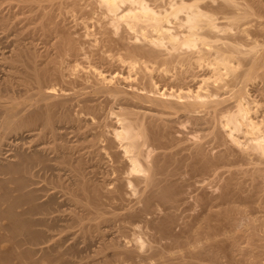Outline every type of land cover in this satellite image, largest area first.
I'll return each mask as SVG.
<instances>
[{"label":"bare ground","instance_id":"bare-ground-1","mask_svg":"<svg viewBox=\"0 0 264 264\" xmlns=\"http://www.w3.org/2000/svg\"><path fill=\"white\" fill-rule=\"evenodd\" d=\"M32 1L30 0L32 3L30 8L34 9V3L36 6L37 4ZM56 1L60 3L62 0ZM27 3L25 4L27 5ZM62 3L65 5L66 2L63 0ZM72 3L77 5L74 7H78L79 11L80 9L84 10L79 12L81 15L87 11L85 8L89 9L88 13L91 15L96 12L95 10L99 11V19L97 13L94 14L97 22L100 21L98 27L96 20L93 19V25H96L93 26L94 29L97 27L96 32L94 31L95 35L93 34L95 54H92L93 51L84 53L88 52L92 58L85 71L88 70L86 73H90L88 75L91 78L94 77L92 79V84H94L92 86L91 83L88 84L91 87L87 88L88 90L93 88L90 93V96L94 93L93 97L82 96L84 99L80 100L81 95L78 94L79 97L72 95L73 91L70 90L77 83L80 82L81 86H79L82 90L86 87L83 83L84 76H82L83 79L81 78L82 82L80 78H75L77 71L74 72L75 76L71 75V71L73 73L74 70L69 71L71 75L69 79L74 76L72 80L77 79L78 82L74 81V84L71 80V85H73L68 87L70 82L66 80L69 73H67V68L62 65L65 61L70 60H67L69 56L71 60L79 61L78 58L82 54L76 47L77 44L74 45L69 39L70 36L67 34L66 37L61 31L60 25L57 27L59 22L56 24L55 15L52 16L53 11L52 13L49 11L54 7V3L51 8V4L48 7H39L40 4H38L37 9L38 7L39 9L43 8L44 11L43 9L39 11L35 7L36 11H34L41 13L38 14V12L32 18L35 19L36 16H39L37 17L39 24L33 22V26H37V29L33 28V30H37L41 34L39 36L43 38V40H39L40 37L37 36L38 38L34 37L37 39L34 41L39 40L40 43L44 41L43 44L51 43L55 54L51 55L49 51L43 52V49L41 54L44 56L40 54L43 56L40 58V55L37 54L38 51L34 53V46H31L33 52L29 49L25 50V48L24 50L18 49L19 51L11 50L16 53L10 54L12 56H10L9 63L13 65L16 72L22 67L21 70L25 73L20 75H24V78L26 72L29 74L26 80L23 78L26 83L23 80L20 82H24L25 84H22L24 86L30 79L29 86H32L35 92L33 100L30 96V98L28 97L31 104L28 102L26 105L28 107L24 105L28 109H23L22 104V110L18 109V111L17 108L21 102L15 103L11 106L12 108L7 109L6 107L5 116L1 117L3 119L0 123V177L2 178L0 180V223L3 222L2 220H8L9 225L0 224V230L6 232H3L4 235H0V243L2 245L9 239L7 243L10 244L9 248L5 246L8 250L0 251V264H44L46 262L53 264L58 255L54 260L53 257L58 253L60 254L59 259L60 257L66 258L65 256L74 258L80 255L81 251L79 250L81 249L78 250L76 247L79 242L77 245L63 249L62 244L66 243L68 233L67 236L63 235L66 237L65 240L63 238L64 243L56 238L58 230L55 231L57 234L53 235L59 218L51 217L55 213L67 212L65 211L67 208L63 211L59 209V206L62 207V205L55 208L58 199L55 194L50 197L47 195V200L38 204L39 196L36 194L35 188L30 189L31 185L33 186L37 182L34 179L39 176L38 169L44 170V172L54 170L47 164L49 161L50 163L51 161L57 162L58 167L57 164L54 166L60 169L58 174L55 173L54 178H50L52 180V184H50L55 188L58 187L61 190L59 193L65 198L62 204L65 203L69 207L67 212L70 216V218L67 217L69 218L67 221H71V223L68 222L69 225L79 227L77 229V231H81L79 234L82 233L84 240L89 241L88 249L89 246L92 245L93 248L95 245L96 249L94 248L92 251L93 254L90 249L88 250L92 254L89 256L93 261L90 259L92 262L88 261L86 264L260 263L262 257L264 260V0H74ZM67 4L69 5V1ZM60 5L62 6L61 3ZM60 5L58 6L61 10ZM78 5L85 8H80ZM28 7L26 8L28 9ZM46 7L50 9H46ZM64 8L62 7V9ZM33 9L30 12L35 14ZM77 9L75 11H78ZM9 12L11 13V11ZM64 13L66 12L64 11ZM94 15L90 16V19ZM54 22L56 26L53 25ZM89 24L92 25V21ZM72 31L74 32V30ZM22 39L17 40V43ZM93 41L90 40V42ZM52 42L54 43L52 44ZM46 46L44 48L49 50L50 46ZM90 48L92 49V47ZM11 51L9 53H12ZM1 52L0 57L4 58L3 56L6 54L4 55L2 50ZM64 56L67 57L64 59ZM40 59H43L44 62H41ZM85 59L86 55L81 59L82 63L86 61ZM43 63L44 67L41 65ZM78 64L80 65V63ZM65 69L67 74L64 75ZM8 72L5 71V73ZM78 74L80 75V73ZM85 78L87 77L85 76ZM10 80L3 79L1 81L5 84L11 83ZM20 82L17 83L20 84ZM84 82H86L85 79ZM9 83L0 86V100L4 97H2L3 92L7 94L11 90L8 88H11L12 85L7 86L10 85ZM60 83L63 86L66 84L68 90L64 89L62 85L63 89H57L56 87H60ZM25 87L27 90H31L27 85L23 89ZM67 91L71 92V97L78 98L76 99L77 110L73 111L77 105L75 99H68L70 92L67 94ZM7 95H5L6 98ZM98 97H101L104 100L102 102H105L107 106L109 105L108 111L104 110L107 111L105 114L102 113L104 112L102 109L105 107L100 111L98 104L102 106V102H98L100 99ZM8 99L12 100L13 97ZM1 103L2 101L0 107ZM16 105L17 108H15ZM71 105H73L72 109ZM2 111L3 109H1ZM23 112H26V115H20ZM108 117L111 122L107 120ZM185 121L191 125L196 136L197 133H201L198 135V140L201 142L192 144L193 147H190L189 154L187 153L186 156L183 154L181 157L178 156L179 152L176 150L183 148H172L176 145V143L173 145L175 137L172 133L175 124L182 127L186 123ZM185 126L187 125L185 124ZM23 130L27 132L25 135L28 139L32 138L31 142L27 141L28 145L35 144V146L33 145L35 151H29V155L26 154L25 139L23 140L21 137ZM67 130L70 131L67 134H71L74 141L65 140L64 136L66 135L67 138V134H65ZM19 136L25 144L17 142L18 146L24 147L25 149L22 151H26V153H22L21 150L19 153L17 150L20 148L16 145L17 143L14 144ZM205 144L217 149L216 154L208 156L204 149ZM186 150L188 149L186 148ZM5 153H14L12 157L16 160L11 163L12 161L7 160L8 155ZM49 155H53V157L50 159ZM95 159H98L97 164H100V168L101 163L106 164V170H102L105 165L101 168L103 173L97 165L98 174L101 173L99 177H104L102 179L104 187L99 185L101 180H96L99 187L95 185L94 177L97 176H95ZM183 174L189 175L188 177L191 174V177L195 174L196 176L202 175L200 178H205L204 176L208 175L220 178L223 176V184L219 185L223 193H220V196L217 195L218 202H211L212 199L209 200V197L204 198L207 201L195 197L198 208L201 206L203 208L202 212L197 214V211L195 213L197 215L186 219L183 226L181 224L179 233L176 232L178 235L174 234L175 231H172V234L170 230L172 228L169 229L172 223L171 219H174L170 212L172 218L170 219V215L166 214L168 221L165 223L162 219H165L166 216L162 218L163 214L161 215L162 219L159 220L163 224L160 227L158 223H154L158 226L157 229L151 228L155 231L152 232L153 235L151 234L149 240L143 239L144 234L142 235L140 230L138 231L140 233L137 234L136 228L130 234L132 238H129V232L125 227L132 225L133 228L135 223L144 222L142 220L145 218L142 219V217L153 212L152 208L160 207L164 209L163 211H171L180 207L178 202L179 200L182 202L183 199L178 198L182 192H178L176 189L178 184L175 185V183L178 181L176 178L182 176L183 179ZM45 179L47 181V177ZM10 185H13L14 189L13 187L9 188ZM184 185L182 186L185 188ZM178 187L180 190V186ZM43 190L45 191V189ZM12 192H18L19 195L14 196ZM205 194L207 195V193ZM128 195L130 198L131 196L135 197V203H132L134 206L132 205L129 209L123 208L126 211L122 210L124 212L121 214L112 213L113 211L110 214L108 211L109 208L112 209L110 204L123 202L125 198H128L126 197ZM103 199L106 201L104 202ZM125 202L124 204H126ZM114 203L111 204L113 207H115ZM199 203L202 204L200 207ZM196 204L195 206H197ZM138 205L142 208L138 207L137 210ZM189 205L191 206V204ZM24 206L26 209L17 212ZM116 210L121 211L120 208ZM108 213L109 217H106ZM182 213L184 215V210ZM60 216L61 214L58 217ZM62 217L66 218V216ZM177 218L175 219L177 220ZM154 219L156 220L155 217ZM85 220L94 224L85 225ZM146 220L145 222H147ZM62 221L65 220L62 219ZM114 221H117L115 223H124L126 226L119 227V231L115 229L117 233H112ZM169 222L171 223L169 224ZM146 224L148 225L149 222ZM60 226L62 227V225ZM67 227L65 230L73 228ZM132 228L129 229L132 230ZM124 229L127 231L125 232ZM93 236L97 237L96 243ZM71 237L73 239V236ZM163 241L165 244H162ZM42 245L49 247L44 249L41 248ZM18 250L21 251L19 254ZM40 252L39 256L41 257L33 259ZM89 252L87 254H90ZM83 257L85 259L86 256ZM16 261H20V263H15ZM69 261L66 264H70ZM80 261L82 262L81 259L72 262L73 264H83Z\"/></svg>","mask_w":264,"mask_h":264},{"label":"rangeland","instance_id":"rangeland-1","mask_svg":"<svg viewBox=\"0 0 264 264\" xmlns=\"http://www.w3.org/2000/svg\"><path fill=\"white\" fill-rule=\"evenodd\" d=\"M1 1H2V2H1ZM1 1H0V5H1V4H2V5L0 6V12L2 11V13H0V18H1V19H0V25H1V24H3V25H1L2 27L0 26V28H1V29H0V43H1V44H0V52H1V50L4 51L3 54H4V55L6 54V56H3L4 58L0 57V58H2V60L5 59V60H3V61L0 60V61H1V62H0V63H1L0 66H1V67L3 66V67H2L3 70H2V68L0 67V82H2L3 79H6V81H8V80L11 79L12 81L10 80V82H11L12 84L8 82L10 85H7V86H8V87L11 86V85H12V86H11V88H10V87L8 88L9 90H10V89H11V90L8 91V93L6 92L8 95L5 94V92H3L4 94L2 95V97H3V96H4V97L0 100V102L2 101V103L4 104V106H3V104L1 103V107H0V113H1V114H0V123H1L2 119H3L4 116H5V111H6L5 108H6V107H7V109H8L9 107H11L12 105H14L15 103L18 104V103L21 102L19 107H18L17 105L15 106V108L18 107L17 110L20 109V111H21V110H22V107H23L24 105H25V106L28 105V102H29V98H30V97H31V100L34 99V98H33V94H34V92H35V89H34V91H33V89H32L33 87H32V86H29V83H28V82H29L30 79H28L26 85L28 86V89H31V90H27L26 87H25V89H23L24 86H26V85H24V86L22 85V84H25V83H26L25 80L28 78L27 75L29 76V74H27V72H26L25 76H26L27 78H26V77L24 78V75L21 76L22 74L25 73V71L21 70L22 67L20 68V70H17L18 72H16L15 69L13 68V65H11V64L9 63V62H10V56H12V55H14V54L16 53V52H13V51L18 50V49H19V50H24V48H25V50H28V49H29V51L33 52L32 49L34 48V53H35V52L37 53V51L39 52V53H37L38 56L41 54V52H42L43 49H44L43 52H44V51H46V52L49 51V54H50V53H51V55H52L53 53L55 54V52H54V50H53V48H52L51 43H47V42H45V43L48 44L49 46L51 45L50 47H48V45L46 46L45 43L43 44L44 41H41V43L39 42V40H40V39L43 40V38H42V36H41V37L39 36L40 33H38L37 30H33V28L35 29V28L37 27V26H35V27L33 26V22L37 24V23H38L37 21L39 20V19H37V17H39V16H36L35 19L32 18L33 15H37V13H38L39 11H42L41 9H43V8L39 9V7H45V6L48 7V6L51 4V6H50V8H51V7L53 6V3H54V7H56L55 10H54V7H52L51 9L46 7V9H50L49 11H50L51 13H52V11H53L52 16L55 15V16H54V17H55V21L57 20L56 24L59 22L58 25H57V27L60 25L59 27L61 28V31L65 34V36L67 37V34H68V36H70L69 39L72 40V43H74V45H75V43L77 44L76 47L79 48V52L82 54V56L84 55L83 57H82V56L79 57L78 60H79V59L81 60V59L85 58V55H86V59H85L86 61H83V63H82V60H81V61L79 60L80 62L77 61V60H76V61H77V62H76V61L74 60V61L76 62V63H75L73 60H71L70 56L68 55L69 57H68L67 60H69V59H70V60H69V61H65V63H64L62 66H65V68H67V70H68V72H67L66 69H65V73H63V74L65 75V74L69 73V74H67L69 77H68V76H67L68 78L66 77V78H67L66 81L70 82V85H69V83H67L66 81H65V82L69 85L68 87H72L73 84L71 85V83H72V81H73L72 79L74 78L75 74L77 75L75 78H77V79L80 78L81 82H82V79H83L82 76H84L85 81H86V82L88 81V82L86 83V82H84V79H83L84 86H86V87H84V86H83V83H82V86L84 87L83 90H82L81 87H80L81 84H80V82H79V83H77L78 85L76 84L77 86L74 85V87L76 86V87H75L76 89H75L74 87H72V90H70V91H73L72 95L74 94V96H76V95L78 96V94H79V96L81 95V96H80V100H81V98L84 99V97L87 96V95H88L89 97H93L92 95H94V93L91 94V96H90V93H92L93 88H89V90H88L87 88H88V87H91V86L94 84V83L92 84V82H93L92 79H93L94 77L92 76V78H91V77L89 76L90 73H88L89 75L86 73V72H88V70H87V71H85V70H86V67L89 66L88 64H90V60L92 59V58H91V55H90L89 53L93 51L92 54H95V53H94V52H95V49H94V48H95V41H93V40H95V37L93 36V34L95 35L94 31H95V30L97 29V27L99 26L98 23H99L100 21L97 22V20H96V18H95L96 15H94V14L97 13V15H98V14H99V11H98V10H95L96 12H95L94 14L92 13V15H94V17H93L92 19H90V18L92 17V15L88 13V10H89V9H87V8H85V7H82V6H83V4H82L83 2L81 3L82 6H81V5H78V6H79L80 8H81V7H82V8H85V10H87V11H85V12H87L89 15L86 14V13L84 12L85 15H84V13H83L82 15H84V16H82L79 12H83L84 10H83V9H80V11H79V9H77L78 7H77V8L74 7V6H77V5H75V3H74V5H73L72 2H73L74 0H73L72 2H71V0H68V1H69V5L72 3V4H71L72 6H71V5L69 6V5L67 4L68 1H66V0H64V1L66 2V3H64L65 5H63V3H62L63 0L60 1V3L62 4V6L60 5V3H57L56 0H43L44 2H43L42 0H39L40 2H39L38 0H33L32 2L35 1L36 4H37V6H39L38 4H40V6L38 7L39 11H37V13H36V12H35V11H36V10H35V7H36V9H37V6H36L35 3H34V5H33V6H34V9L32 8L33 11L35 10V11H34L35 14H34L33 12H30V11L32 10V9L30 8V7H32V5H31L32 3H30V0H21V1H23V2H19L20 0H19V1H18V0H16V1H15V0H4V2H3V0H1ZM24 1H25V3H27L28 1H29V2H28L27 5H26V4L24 3ZM46 1H47V2H46ZM38 2H39V3H38ZM41 2H42V3H41ZM45 2H46L47 4H46ZM48 2H49V4H48ZM55 2H56V3H55ZM10 3H11V4H10ZM12 3H13V4H12ZM15 3H16V4H15ZM29 3H30V5H28ZM8 4H9V5H8ZM17 4H18V6H16ZM42 4H43L44 6H43ZM66 4H67V5H66ZM6 5H7L8 7H7ZM20 5H21V6H20ZM22 5H24V6H22ZM25 5H26V7L29 6L28 9L25 7ZM58 5H60V6H61V10H62V11L64 10L67 14L64 13V11L62 12V11L60 10V7H59ZM64 6H65V8L67 7V9H69V10H68V11H67V9L65 10ZM57 7H58V8H57ZM62 7H63L64 9H62ZM70 7H71V8H70ZM73 7L76 8L78 11H75L76 9L74 10ZM3 8H4V9H3ZM5 8H6L8 11H7ZM24 8H25V10H24ZM2 9H3V10H2ZM10 9H11V10H10ZM14 9H15V10H14ZM17 9H19V10L17 11ZM22 9H23V10H22ZM29 9H31V10H29ZM38 9H37V10H38ZM46 9H45V11L47 12ZM52 9H53V10H52ZM58 9H59V10H58ZM72 9H73L74 11H73ZM4 10H5V12H4ZM56 10H57V11H56ZM81 10H83V11H81ZM9 11H11V13H10ZM28 11H29V12H28ZM43 11H44V9H43ZM59 11H60L61 13H60ZM71 11H72V12H71ZM97 11H98V12H97ZM26 12H27V13H26ZM55 12H56V13H55ZM68 12H69V13H68ZM4 13H5V14H4ZM25 13H26L27 17H26V15H25ZM40 13H41V12H39L38 14H40ZM42 13H43V12H42ZM44 13H45V12H44ZM47 13H48V12H47ZM63 13H64V14H63ZM3 14H4V16H3ZM8 14H9L10 16H9ZM11 14H13V15L11 16ZM22 14H23V15H22ZM53 14H54V15H53ZM61 14H62V15H61ZM72 14H73V15H72ZM74 14H75V16H74ZM30 15H31V16H30ZM57 15H58V16H57ZM65 15H66V16H65ZM68 15H69V16H68ZM71 15H72V16H71ZM78 15H81V16H78ZM87 15L89 16L88 18L92 21V25L89 24V23H91V21L86 17ZM1 16H2V17H1ZM63 16H64L65 19L63 18ZM73 16H74V17H73ZM90 16H91V17H90ZM30 17H31V18H30ZM54 17H52L53 20H54ZM78 17H79V18H78ZM81 17H82V18H81ZM85 17H86V18H85ZM99 17H100V16L98 15L97 18L99 19ZM7 18H8V19H7ZM11 18H12V20H11ZM29 18H30V19H29ZM60 18H62V19H60ZM28 19H29V20H28ZM31 19H32V20H31ZM59 19H60V20H59ZM77 19H78V21H77ZM83 19H84V20H83ZM85 19H86L87 21H86ZM93 19H95V20H96V23H97V24H96V25H97L96 29H94V27H93V26H96V25H93V24H94V23H93V22H94ZM2 20H4V21H2ZM27 20H28L30 23H29ZM30 20H31V21H30ZM35 20H36V22H35ZM65 20L68 21V22H66ZM5 21H6V22H5ZM19 21H20V22H19ZM83 21H84L86 24H85ZM88 21H90V22H88ZM9 22H10V23H9ZM82 22H83V23H82ZM21 23H22V24H21ZM23 23H24V24H23ZM66 23H67V24H66ZM79 23H80V24H79ZM10 24H11V25H10ZM27 24H29V25H27ZM36 24H34V25H36ZM38 24H39V23H38ZM54 24H55V22L53 23V25H54ZM56 24H55L54 26H56ZM65 24H66L67 26H66ZM99 24H100V23H99ZM6 25H7V26L9 25V26L7 27ZM20 25H21V27H20ZM25 25H26V26H25ZM62 25H63V26H62ZM82 25H83V26H82ZM87 25H88L89 27H88ZM5 26H6V27H5ZM64 26H65V28H64ZM91 26H92V27H91ZM11 27H13L12 29L15 30V31L12 30V31H13V32H12V31H11ZM62 27H63V28H62ZM90 27H91V28H90ZM5 28H7V29H5ZM8 28H9V29H8ZM25 28H26V29H25ZM83 28H84V30H83ZM36 29H37V28H36ZM66 29H67V32H68V30H69L68 33L65 32ZM70 29H71V30H70ZM90 29H91L92 31H91ZM93 29H94V30H93ZM3 30H4V31H3ZM8 30H10V32H8ZM32 30H33L34 32L36 31V33H34V32L32 33ZM58 30H59V28H58ZM72 30H74V32H73ZM88 30H89V31H88ZM59 31H60V30H59ZM70 31H71L72 33H71ZM3 32H4V33H3ZM15 32H16L17 34H16ZM76 32H77L78 34H77ZM84 32H85V33H84ZM95 32H96V31H95ZM14 33H15V34H14ZM19 33L22 34V35H20ZM37 33H38V35H36ZM63 33H62V34H63ZM69 33H70V34H69ZM87 33H88V34H87ZM89 33H91V34H89ZM10 34H11V35H10ZM24 34H25V35H24ZM72 34H73V35H72ZM76 34H77V35H76ZM32 35H36V36H32ZM40 35H41V34H40ZM15 36H18L19 38H16ZM24 36H25V38H23ZM37 36L40 37V38H38ZM74 36H76V37H74ZM89 36H91V37H89ZM30 37H31V38H30ZM34 37L38 38L39 40H38L37 42H35L37 39L35 38V39H36V40H35ZM78 37H79V39H78ZM20 38H21V39L23 38V39H22L23 41L20 40V41H18V43H17V40H19ZM71 38H72V39H71ZM76 38H77L78 40H77ZM85 38H86V39H85ZM92 38H93V39H92ZM32 39H33V40H32ZM89 39H90L91 41H93V42H90ZM1 40H2V41H1ZM13 40H15V41H13ZM24 40H25V41H24ZM34 40H35V41H34ZM87 40H88V42H87ZM52 41H53V40H52ZM74 41H75V42H74ZM84 41H85V42H84ZM11 42H12V43H11ZM29 42H30V43H29ZM32 42H33V43H32ZM49 42H51V41H49ZM83 42H84V43H83ZM53 43H54V42H52V44H53ZM78 43H80V44H78ZM82 43H83V44H82ZM87 43H89L90 46H89V44H87ZM7 44H8V45H7ZM22 44H23V46H22ZM28 44H29V45H28ZM40 44L43 45V46H41ZM91 44H94V45H91ZM3 45H4V46H3ZM12 45H13V46H12ZM16 45H18V46H16ZM20 45H21V46H20ZM35 45H36L37 47H36ZM44 45H45L46 47H48L49 50H48V49H45V48H44V47H45ZM79 45H80V46H79ZM82 45H83V46H82ZM87 45H88V46H87ZM2 46H3V47H2ZM10 46H11V47H10ZM24 46H27V47H24ZM31 46H34V47L32 48ZM16 47H17V49H16ZM22 47H23V49H22ZM29 47H30V48H29ZM35 47H36V50H35ZM87 47H88V48H87ZM90 47H92V49H91ZM93 47H94V48H93ZM4 48H5V50H3ZM11 48H12V49H11ZM26 48H27V49H26ZM50 48L52 49L53 52L51 51ZM89 48H90V49H89ZM30 49H31V50H30ZM40 49H41V50H40ZM87 49H88V50H87ZM93 49H94V50H93ZM11 50H13V51H11ZM19 50H18V51H19ZM10 51H11L12 53H9ZM50 51H51V52H50ZM86 51H89V53L87 52V54H84V53H86ZM46 52H45V54H46ZM1 53H2V52H1ZM10 54H12V55H10ZM37 54H36V55H37ZM88 54H89V55H88ZM8 55H9V56H8ZM41 55L44 56V54H41ZM41 55L39 56L40 58L43 57V56H41ZM87 55H88L89 57H88ZM0 56H1V54H0ZM5 57H6V58H5ZM8 57H9V58H8ZM66 57H67V56H64V59H65ZM87 57H88V58H87ZM89 58H90V59H89ZM8 59H9V60H8ZM87 59H89L88 62H87ZM41 60H42V61H41ZM4 61H5L6 63H5ZM40 61H41V62H44L43 59H40ZM71 61H72V62H71ZM7 62H8V63H7ZM66 62H67V63L70 62V63H69L70 65L67 64ZM85 62H86V63H85ZM3 63H4V64H3ZM78 63H80V65H79ZM84 63H85V64H84ZM9 64H10V66H12V67H10ZM76 64L79 66V67L77 66L78 68L76 67ZM7 65H8L9 67H8ZM41 65L43 66L44 63L41 64ZM68 65H69V66H68ZM81 65H82L83 67H82ZM70 66H71V67H70ZM73 66H74V69H72ZM84 66H85V69H83ZM19 67H20V66H19ZM19 67H17V68H19ZM43 67H44V66H43ZM69 67H70V68H69ZM4 68H5V69H4ZM12 68H13V69H12ZM62 68L64 69V67H62ZM81 68H82V69H81ZM6 69H7V70H6ZM63 69H62V71H63ZM71 70H74L73 73H72ZM79 70H80L81 72H80ZM83 70H84L85 73L83 72ZM5 71H6V72L9 71V72H8V73H5ZM12 71H13V72H12ZM19 71H23V72L20 73ZM69 71H71V75L74 74L75 71H77V72H75L74 76H72V79H69V78L71 77ZM11 72H12V74H11ZM14 72H15L16 74H15ZM63 72H64V71H63ZM66 72H67V73H66ZM82 72H83V73H82ZM3 73H4V74H3ZM9 73H10V74H9ZM78 73H80L81 76H80ZM2 74H3V75H2ZM20 74H21V75H20ZM82 74H83V75H82ZM84 74H85V75H84ZM78 75H79L80 77H79ZM87 75H88V76H87ZM3 76H4V77H3ZM5 76H6V77H5ZM9 76H10V77H9ZM17 76H18V77H17ZM85 76H86L87 78H85ZM2 78H3V79H2ZM8 78H9V79H8ZM13 78H16V79H13ZM21 78H22V79H21ZM23 78H24L25 80H24ZM81 78H82V79H81ZM88 78H90V79H88ZM7 79H8V80H7ZM77 79H74V81H77ZM1 80H2V81H1ZM22 80H23L25 83H24V82H20V81H22ZM64 80H65V78H64ZM71 80H72V81H71ZM89 80H91V81H89ZM74 81H73V83L75 84ZM4 82H5V80H4ZM4 82H2L1 84L4 85V86H5L6 84H8V83H5V84H4ZM17 82H18V83L20 82V84H18ZM77 82H78V81H77ZM94 82H95V81H94ZM61 83H62V82H61ZM61 83H60V87L58 86L59 83H58V85L56 84V86H58V87H56L57 89L61 90L60 88H62V87H63L64 89L67 88V87L65 86L66 84H64V86H63ZM85 83H86V84H85ZM90 83H91V86L88 85V84H90ZM2 85H0V86H2ZM19 85H21V86H23V87L20 88ZM61 85H62V87H61ZM79 85H80V86H79ZM14 86H15V87H14ZM17 86H18V88H17ZM78 86H79V87H78ZM29 87H31V88H29ZM0 88H1V87H0ZM2 88H4V87H2ZM19 88H20V89H19ZM63 88H62V89H63ZM73 88H74V90H75L76 92L73 90ZM13 89H14V90H13ZM16 89H17V90H16ZM77 89H78V92H77ZM85 89L88 90V91H86ZM66 90H68V88H67ZM90 90H91V91H90ZM15 91H16V92H15ZM17 91H18V92H17ZM21 91H22V92H21ZM28 91H29V92L31 91V92L29 93ZM70 91H67L66 93L68 94ZM19 92H21V93H19ZM23 92H24V93L26 92V94H24ZM58 92H59V94H60V91H58ZM64 92H65V91H64ZM74 92H75V93H74ZM79 92H81V93H82V92H85V93H82V94H81V93H79ZM11 93H12V94H11ZM18 93H19V94H18ZM17 94H18V97H17ZM28 94H30V95H28ZM5 95H7L8 97L6 98ZM26 95H27V97H26ZM31 95H32V96H31ZM29 96H30V97H29ZM74 96H73V97H74ZM79 96H78V97H79ZM82 96H84V97H82ZM95 96H96V95H95ZM9 97H11V98L13 97V99H12V100H11V99L9 100V99H8ZM22 97H23V98H22ZM28 97H29V98H28ZM73 97H71V92H70V97H69V95H68V99H69V98H70V99H73V100L75 99V102H76V105H77V107H76L75 109H73V111H74V110H77V109H78V104H77V100H76V99H78V98H76V97L73 98ZM89 97H87V98H89ZM20 98H21V99H20ZM24 98H26V99H24ZM98 98H100V99L98 100V102H99V101H101V102L104 101L103 99H101V97H98ZM17 99H19V100H17ZM3 100H4V101H3ZM10 101L12 102V104H11ZM13 102H14V103H13ZM72 102L74 103V101H72ZM96 102H97V101H96ZM96 102H93V103H96ZM98 102H97V103H98ZM7 103H8V104H7ZM9 103H10V104H9ZM25 103H26V104H25ZM73 103H72V104H73ZM99 103H100V102H99ZM5 104H6V105H5ZM22 104H23V106H21ZM29 104H31V101L29 102ZM74 104H75V103H74ZM74 104H73V105H74ZM101 104H102V106L98 104V106L100 107V111H102V110L104 111V110H107V108H109V105L107 106V104H106L105 102H102ZM103 104H106V105H103ZM73 105H71V109L73 108V107H72ZM25 106L23 107V109H24V108H25V109H28V108H26V107H28V106H26V107H25ZM20 107H21V108H20ZM74 107H75V105H74ZM104 107H105V108H104ZM11 108H12V107H11ZM102 108H104V109H102ZM1 109H3V111H2L3 113L1 112ZM101 109H102V110H101ZM17 110H16V111H17ZM18 111H19V110H18ZM107 111H108V110H107ZM107 111H106V112L104 111V112H102V113L105 114V113H107ZM2 114H3V115H2ZM20 115H26V112L20 113ZM1 117H3V118L1 119ZM102 118H103V117H102ZM101 120L103 121L104 119H101ZM107 120L110 121V117H108ZM111 120H112V119H111ZM109 121H108V122H109ZM110 122H111V121H110ZM185 122H186V121H185ZM187 123H188V122L185 123L187 126H185V124H184V122H183L182 125H183V124H184V125H183L182 127H179L177 124H175V125H174V129L172 128V129L174 130V132L172 133V135L174 134L173 136L175 137V138H174V139H175V142H174V139H173L174 144H173V143H172V144L175 145V143H176V145H175V146H172V148H175V147H176L177 149H178V148H183V149H181V150H183V151H181L180 149L176 150L177 152H179L178 156L180 155L181 157H182L183 154H185V156L188 155V154H189L188 151L190 150V147L192 148L193 145H194L196 142L198 143V142L200 141V140H198V138H199L198 135H200L201 133H200V134L197 133V136H196V134H195L196 132L193 133V129H192L191 125H190V124L188 125ZM176 126H177V127H176ZM180 126H181V125H180ZM189 127H190V129H189ZM172 129H171V130H172ZM191 129H192V130H191ZM25 130H26V129H25ZM25 130H23V131L21 132V137H22L23 140L25 139L24 142H26V145H25V146H26V149H25L24 147H22V146H21V147H22L23 149H22L21 147L18 146L19 144H18L17 142H19V143H20V142H23V141H21V137H20V136H19V137H20V140H19V137H18V140H16L14 144L17 143L16 145L18 146V148H20V149L17 150L19 153H21V151L25 149V150L27 151V153H26V151H25V152L22 151V153H26L27 155H29V154H28L29 151H30V152H31L32 150H33L32 152L35 151V149H33V148H35V147H34L35 144H32V145L30 144L32 147H31L30 145H28V142H29V141L31 142L32 138H30V139L27 138V135H25V134H27V132H25ZM173 130H172V131H173ZM68 131H69V130H67L65 134H67ZM172 131H171V132H172ZM23 132H24V133H23ZM190 132H191V133H190ZM22 133H23V136H22ZM69 133H70V131H69ZM69 133L67 134V138H66V135L64 136V138H65L66 141H70V140L72 141V140H73L72 135L70 134V135H71V136H70ZM193 134H195V135H193ZM195 136H196V137H195ZM172 138H173V137H172ZM67 139H70V140H67ZM195 139H196V140H195ZM65 140L63 139V142H64V143H65ZM27 141H28V142H27ZM47 141H48V140H47ZM73 141H74V140H73ZM24 142H23V143H24ZM200 142H201V141H200ZM202 142H204V140H202ZM23 143H20V144H23ZM24 144H25V143H24ZM192 144H193V145H192ZM33 145H34V146H33ZM17 146H16V147H17ZM27 146H28V147H27ZM29 146H30L31 148H30ZM204 147H205L204 149H205L206 153H207L208 156H210V157L213 156L214 154H216V152L218 151L217 149H213L212 146L207 145V144H205ZM28 148H29V149H28ZM172 148H171V150H172ZM176 148H175V149H176ZM186 148H187L188 150H186ZM36 149H37V147H36ZM175 149H174V151H175ZM19 150H21V151H19ZM184 150H185L186 153L184 152ZM172 151H173V150H172ZM177 152H176V153H177ZM213 152H214V153H213ZM180 153H181V154H180ZM187 153H188V154H187ZM209 153H210L211 155H210ZM5 154H7L8 156L5 155ZM5 154H4V156H7V160H8V161H12L11 163H13V161L16 160L15 158L12 157V156L14 155V153H5ZM30 155H33V154L30 153ZM185 156H183V157H185ZM11 157H12V158H11ZM52 157H53V155H49V158H50V159H51ZM5 158H6V157H5ZM95 158H96V157H95ZM13 159H14V160H13ZM95 160H96V159H95ZM97 160H98V159H97ZM97 160L95 161V164H96V165H95V166H96V167H95V168H96L95 176L97 175L96 177H94V178H95V183H96L95 185L98 186V187H99V185H100V187H104V186H103V183H102V182H103L102 179H103L104 177L102 178V177H99V176H101L100 174L104 172V171H101V168H102L104 165H105V166H104V168H102V170H103V169L106 170V164L100 162V163H101V168H100V164H97ZM48 161H49V160H48ZM48 161H47V162H48ZM54 162H55V161H54ZM54 162L51 161V163H50V161H49V163H47L48 165H50V168H54V170H50V172H49V171H45V172H44V170L42 171V170H39V169L37 170V171H39V173H38L39 176L37 175L38 178L35 177V179H34V180H36L37 182L35 181L36 184L33 185L34 187L31 185L32 188H30V189L32 190L33 188H35L34 190H36V194L39 196V200L37 201L38 204L41 203V202L44 203L45 200H47L46 198H48V196H49V197H50V195H51V196H54V194H55V195L57 196V198H58V199H57V204H56L55 208L58 207L59 205H62V207L59 206V209H61V211H63V210H65V208H67L65 211L68 212V211H69V209H68L69 207H68L65 203L62 204V203L65 201V200H64L65 198H64V196H63L61 193H59L61 190H60L58 187L55 188V186L51 185V184H52V183H51L52 180H50V178H51V179L54 178V176H55L56 174H58V170H60L59 168H57V167H58L57 162H55V163H54ZM103 162H104V161H103ZM105 162H106V161H105ZM54 164H55V165L57 164V167L54 166ZM102 164H103V165H102ZM97 165L99 166V168H98ZM52 166H53V167H52ZM97 168L100 169L101 173L99 172V174H98V170H97ZM107 169H108V168H107ZM56 170H57V171H56ZM40 171H42V172H40ZM54 171H55V172H54ZM52 172H53V175H52ZM50 173H51V174H50ZM55 173H56V174H55ZM43 174L47 177V181H46V179H45L46 177H45V176L43 177ZM185 175H186V174H183V179H182V176H180L182 180H181V179H178V178H180V177L176 178V180H178V181L175 180V181H176L175 185L178 184V185L176 186V189H178V192H180V191L182 192V193L180 192L181 194L179 193L181 197H180L179 194H178V196H179L178 199H180V198H181V200L183 199L182 202H180V200H179V202H178L179 204H178V205H180V207H179V206H178V207L176 206L178 209L176 208L175 210H171V211H170V210H165V211H163V210H164L163 208H160V207H154V208H152V210H153V212H151L152 214L150 213L151 216H150V214H148L149 216H148V215H145L144 217H142V219L145 218V220L148 218V219L146 220L147 222H145V220H142V221H144V222H137L138 224L135 223L136 226L133 225V228L131 227L132 225H131V226L129 225V227H128V225L126 226V224H124V223H120V222L115 223V222H117V221H114V225H115V226H114V225H113V226L111 225V226L113 227V228H112V227H111V228H112V231L114 230L115 232L113 231L112 233H117L116 230L119 231V227L121 228V227H123V226H124V227L126 226L125 229H127L128 232H129V233L127 232V233H128V236H129V238H132V237H131L132 235H130V234H132L133 229L136 228L137 231H136V230H134V231H136L137 234L140 233V232H141L142 235L144 234L142 237H143V239L145 238V240L147 241V240H149V238H150L152 232L155 231L154 229H151V228H152V227H155V228L157 229V226H158V225H159V227H160L163 223H165L166 221H168V219H167V218H168V217H167L168 215H170V216H169L170 219H171L172 217H173L174 219L178 217L177 220H176V219H175V220H174V219H171V220H172V223L169 222V224L171 223L170 226H169V229L172 228V229H170V230H171V232H172V231H175L174 234H175L176 232L179 233V230L181 229V227L183 226V224H184V223L190 218V216L197 215L198 213L202 212V211H201V210L203 209L202 206H201L202 204L199 203V204H200L199 207H200V206H201V207L198 208V203H197L195 197H198V198H200V199H204V198L207 199V198L209 197V198H208L209 200L212 199L211 202H213V203H217V202H218V198H216V197L220 196V195H221L220 193H223L222 188H220V186L223 184V181H224V177H223V176L220 178V177H218V176L215 177L214 175H212V176L208 175V176H204L205 178H203V177L200 178V176H202V175H200V176H196V174H195V176L193 175V177H191L192 174H191L190 177H188V176H189L188 174H187L188 176H185ZM197 175H198V174H197ZM41 176H42V177H41ZM51 176H53V177H51ZM184 176H185V177H184ZM39 177H40V178H39ZM48 177H49V178H48ZM186 177H187V178H186ZM206 177H207V178H206ZM42 178H43V179H42ZM98 178H99V179H98ZM100 178H101V179H100ZM185 178H186V179H185ZM219 178H220V179H219ZM1 179H2V178L0 177V180H1ZM40 179H41V180H40ZM48 179H49V181H48ZM92 179H93V178H92ZM187 179H188V180H187ZM222 179H223V180H222ZM93 180H94V179H93ZM96 180H98V181L101 180V181L99 182V185H98V181H96ZM185 180H186V181H185ZM202 180H203V181H202ZM219 180H220V181L222 180V181H221L222 183H221ZM41 181H43V182H41ZM180 181H181V182H180ZM191 181H192L193 183H195V182H196V183L193 185V183H192ZM198 181H199V182H198ZM39 182H40V183H39ZM45 182H46V183H45ZM179 182H180V183H179ZM182 182H183L185 185H184ZM201 182H202V183H201ZM48 183H49V184H48ZM50 183H51V184H50ZM186 183H187V184H186ZM41 184H42V185H41ZM44 184H45V186H44ZM180 184H181V185H180ZM191 184H192L193 186H192ZM46 185H47V186H46ZM50 185H51V187H50ZM182 185H184V186H186V187L184 188ZM187 185H188V186H187ZM219 185H220V186H219ZM41 186H42V187H41ZM178 186H180V190H179V187H178ZM191 186H192V187H191ZM217 186H218V187H217ZM8 187L11 188V189H12V187H13V189H14V186H13V185H10V186H8ZM45 187H46V188H45ZM181 187H183L184 189H183V188L181 189ZM193 187H194V188H193ZM40 188H41V189H40ZM186 188H187V189H186ZM188 188H189V189H188ZM192 188H193L195 191H194ZM195 188H197V189H195ZM43 189H45V191H47V192H45ZM103 189H104V188H103ZM103 189H102V190H103ZM190 189H192V190H190ZM217 189H218V190H217ZM219 189H220V190H219ZM56 190H58V191H56ZM182 190H183V191H182ZM186 190H189V191H186ZM197 190H198V191H197ZM221 190H222V191H221ZM41 191H43V192H41ZM54 191H55V192H54ZM103 191H104V190H103ZM184 191H186V192L184 193ZM220 191H221V192H220ZM37 192H38L39 194H38ZM51 192H52L53 194H52ZM56 192H57V193H56ZM203 192L207 193V195H206L205 193H204V194H205V195H204ZM218 192H219V193H218ZM40 193H41V194H40ZM58 193H59V194H58ZM189 193H190V194H189ZM199 193H200V194L202 193L204 196L201 194V197H200V194H199ZM217 193H218V194H217ZM0 194H1V191H0ZM17 194L19 195L18 192H12V195H14V196H16ZM18 195H17V196H18ZM41 195H42V196H41ZM47 195H48V196H47ZM210 195H211V196H210ZM217 195H218V196H217ZM38 196H37V197H38ZM46 196H47V197H46ZM58 196H59V197H58ZM202 196H203V197H202ZM214 196H215V197H214ZM62 197H63V198H62ZM126 197H128L127 199L125 198L126 202H125V200H124L123 202H122V201L117 202V203H116V202H115V203L113 202L115 207H113V205H111V204H113V203H111L110 206H112V209L109 208V210H108V208H106V209L109 211V213H110V214H112V213L121 214V213H123L124 211H126L125 209H129V207H131V206L135 203V200H134L135 197L131 196V198H130L129 195L126 196ZM183 197H184V198H183ZM62 199H63V200H62ZM132 199H133V200H132ZM205 199H204V200H205ZM214 200H215V202H214ZM43 201H44V202H43ZM103 201L105 202L106 200L103 199ZM205 201H207V200H205ZM60 202H61V203H60ZM124 202H125L126 204H124ZM185 202H186V203H185ZM192 202H195V203H192ZM118 203H119V204H118ZM120 203H121V204H120ZM130 203H131V204H130ZM132 203H133V204H132ZM183 203H184V204H183ZM196 203H197V204H196ZM128 204H129V206H128ZM181 204H182V205H181ZM187 204H188V205H187ZM189 204H191V206H190ZM195 204H196L197 206H195ZM65 205H66V206H65ZM118 205H120V206L117 207ZM184 205H185V206H184ZM193 205L195 206V208H194ZM2 206H4V205H2ZM2 206H1V207H2ZM5 206H6V205H5ZM110 206H109V207H110ZM133 206H134V205H133ZM141 206H142V205H141ZM189 206H190V207H189ZM63 207H64V209H63ZM127 207H128V208H127ZM138 207H139V209L142 208V207L140 208V205H138L137 208H136L137 210H138ZM188 207H189V208H188ZM2 208H4V207H2ZM114 208H115V209H114ZM119 208L121 209V211L116 210V209H119ZM123 208H125V209H123ZM181 208H182V209H181ZM24 209H26V206H24V207L22 208V210H21V208L18 209L17 212H22ZM157 209H158V210H157ZM159 209H160V210H159ZM185 209H186V210H185ZM192 209H193L194 211H193ZM199 209H200V210H199ZM115 210H116V211H115ZM122 210H124V211H122ZM161 210H162V211H161ZM177 210H178V212H177ZM183 210H184V215H183V213H182ZM189 210H190V211H189ZM112 211H113V212H112ZM155 211H156V212H155ZM166 211H167V212H166ZM192 211H193V212H192ZM197 211H198V212H197ZM67 212H64L65 214H64L63 212L60 213V214H61V216H60L61 219H60V217H58V216L60 215V214H58V213H55V215H53V216L51 217V218H54V216H55V218H57V219L59 218V219H58L59 221H58L57 224H56L57 227H54V231H53L54 233H53V235H56V234L59 232V233L56 235V238H57V240H59L60 242L64 243L63 241H64L65 238H66L65 236H67V235L69 234V235H68L69 237L67 236V238H66V240H65L66 243H64V244L61 243L63 249H65V248H67V247H69V246H71V245H77L78 242H79L80 244H82V243H85V244H84V245H83V244L80 245V244L78 243V246H79V247L76 246L78 250L81 249V250H79V251H81V252H80V255H78V256H76V257H74V258H73V257H72V258H69V257H67V256H65L66 258H61V257H60V259H61V260H60V259H59V255H60V254H59L58 252H56V253H58V254L55 255V253H53V255H55L54 257L52 256V257H53V260H54V258L58 255V256H57L58 259L55 258L56 261H57V264H66V263H68L69 260L71 261V262L69 261V263H70V264H73V262H74L75 260H76V261H79L80 259L82 260L83 264H86V263H88V261H90V259H91L90 256L93 254L92 251L94 250L95 245H93L94 247L92 248V245H91V243H90L91 246H89V249H90V252L92 253V254H91V253L88 251L89 249H88V246H87V245L89 244V241H88V240H86V241L84 240L85 238L83 237V235H81L82 233L79 234V232H81L80 230L77 231V229H79V227H77V226H74V227H73V226H71L72 224L69 225V223H71V221H70V222L67 221V220L70 218V216L68 215L69 213H67ZM111 212H112V213H111ZM162 212H163V213H162ZM170 212H171L173 215H172ZM173 212H174V213H173ZM176 212H177L178 214H177ZM196 212H197V214H195ZM66 213H67V214H66ZM109 213H108V215H106V217H109ZM169 213H170V214H169ZM175 213H176V214H175ZM179 213H180V214H179ZM190 213H193V214H190ZM57 214H58V215H57ZM162 214H163V215H162ZM164 214H165V215H164ZM166 214H167V216H166ZM67 215H68V216H67ZM155 215H156V216H155ZM161 215H162L163 217H162ZM171 215H172V217H171ZM174 215L177 216V217H175ZM56 216H57V217H56ZM62 216H66V218H67V217H69V218L66 219L65 217H62ZM110 216H111V215H110ZM147 216H148V217H147ZM153 216L156 218V220H159V219L165 218V216H166V218H165V219H162V221L164 220L163 223H162V222H160L161 220L156 221V220L154 219ZM158 216H159V218H158ZM186 216H187V217H186ZM146 217H147V218H146ZM160 217H162V218H160ZM180 217H181V218H180ZM182 217H183V218H182ZM88 218H89V217H88ZM150 218H151V219H150ZM62 219H64L65 221H62ZM152 219H153V220H152ZM179 219H181V220H179ZM186 219H187V220H186ZM154 220H155V221H154ZM173 220H174V221H173ZM2 221H3V222L0 223V224H2V225L7 224L6 226L9 225V223H7V222H9L8 220H7V221L2 220ZM61 221H62V222H61ZM86 221H87V220H85V225H89V224H90V225H93V224H94L93 222H90V223H89V221H88V222H86ZM175 221H176V222H175ZM181 221H182V222H181ZM183 221H184V222H183ZM60 222H61V223H60ZM68 222H69V223H68ZM148 222H149V224H151V225L153 224V225H152V226L149 225V224L147 225L146 223H148ZM150 222H153V223H150ZM173 222H174V224H173ZM179 222H180V223H179ZM67 223H68V227L70 226V227H73V228H71V229L69 228V229H66V230H65V228L67 227V226H66ZM86 223H87V224H86ZM88 223H89V224H88ZM154 223H155V224L158 223V225L156 226ZM59 224L62 225V227H61ZM63 224H64L65 226H64ZM112 224H113V222H112ZM121 224H122V225H121ZM169 224H167V225H169ZM181 224H182V226H181ZM117 225H119V226H117ZM142 225H145V226H142ZM154 225H155V226H154ZM167 225H166V226H167ZM171 225H172L173 227H172ZM177 225H178V226H177ZM134 226H135V227H134ZM139 226H140V227H139ZM147 226H148V229H147ZM174 226H176V227H174ZM180 226H181V227H180ZM68 227H67V228H68ZM76 227H77V228H76ZM149 227H150V229L153 230V231H151V230L149 229ZM55 228H57V229L55 230ZM62 228H63V229H62ZM117 228H118V229H117ZM129 228H130V229L132 228V230H130ZM174 228H175V229H174ZM60 229H61V231H59ZM115 229H116V230H115ZM125 229H124V231H125ZM143 229H144V230H143ZM145 229H147V230L145 231ZM57 230H58V231H57ZM127 230H126V231H127ZM139 230H140V232H138ZM141 230H142V231H141ZM0 231H1V230H0ZM55 231H57V233H55ZM72 231H73L75 234H76V233H77V234L75 235ZM126 231H125V232H126ZM143 231H144V233H142ZM147 231H148V232H147ZM3 232H4V231H1V232H0L1 234H0V235H4V233H6V232H4V233H3ZM2 233H3V234H2ZM67 233H68V234H67ZM177 233H176L175 235H178ZM65 234H66V235H65ZM78 234H79V235H78ZM148 234H149V235H148ZM172 234H173V232H172ZM63 235H65V236H63ZM80 235H81V236H80ZM93 235H94V234H93ZM146 235H147V236H146ZM152 235H153V234H152ZM71 236H73V239H74V240L72 239ZM95 236H96V234H95ZM144 236H145V237H144ZM148 236H149V237H148ZM7 237H8V235H7L5 238L7 239ZM61 237H62V238H61ZM79 237H81V238H79ZM82 237H83V240H82ZM146 237H147V238H146ZM60 238H61V239H60ZM63 238H64V240H63ZM75 238H76V239H75ZM77 238H78V239H77ZM92 238H95V239H96V240H95V243H96V242H97V237H94V236H93ZM71 239H72V240H71ZM8 240H9V239H8ZM8 240H7V241H8ZM70 240H71V241H70ZM128 240H129V239H128ZM7 241H6V243L3 242L4 244L2 243V245H1V243H0V245L2 246V247L0 246V247H1V250H0V251L5 250L6 247L10 244V243L8 244ZM68 241H69V242H68ZM126 241H127V240H126ZM8 242H9V241H8ZM72 242H75V243L72 244ZM81 242H82V243H81ZM87 243H88V244H87ZM161 243H162V242H161ZM162 244H165V242L163 241ZM3 245H4V246H3ZM97 245H98V243L96 244V247H97ZM5 246H6V247H5ZM4 247H5V248H4ZM48 247H49L48 245H42V246H41V248H44V249H47ZM81 247H82V248H81ZM8 248H9V246H8ZM8 248H7L6 250H8ZM95 249H96V248H95ZM78 250H77V253H79ZM86 250H87V252H89L90 254H87ZM20 252H21V251L18 250V254H19ZM83 253H84V254H83ZM85 253H86V254H85ZM40 254H41V252L38 253V254H36V256H34L33 259H37V258L41 257V256H39ZM82 254H83V255H82ZM81 255H82V256H81ZM89 255H90V256H89ZM38 256H39V257H38ZM83 256H86L85 259H84ZM52 257H51V258H52ZM77 257H79V258H77ZM82 257H83V258H82ZM89 257H90V258H89ZM75 258H76V259H75ZM262 258H263V257H262ZM262 258L260 259V263H258V264H261L262 262H263L262 264H264V260H263ZM63 259H64V260H63ZM66 259H67V260L69 259V260L67 261ZM77 259H78V260H77ZM31 260H32V259H31ZM59 260H60L61 262H60ZM91 260H92V259H91ZM56 261H54L53 264H54V263L56 264ZM66 261H67V262H66ZM72 261H73V262H72ZM92 261H93V260H92ZM92 261H90L89 263H91ZM17 262L20 263V261H16L15 263H17ZM59 262H60V263H59ZM80 262H81V261H80ZM82 262H81V263H82ZM44 264H47V262L44 263Z\"/></svg>","mask_w":264,"mask_h":264}]
</instances>
